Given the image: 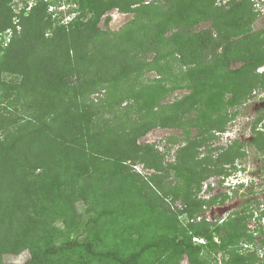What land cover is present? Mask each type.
<instances>
[{"label": "trees", "instance_id": "1", "mask_svg": "<svg viewBox=\"0 0 264 264\" xmlns=\"http://www.w3.org/2000/svg\"><path fill=\"white\" fill-rule=\"evenodd\" d=\"M13 1L0 0V262L27 250L21 264H264V238L240 250L264 234L261 216L247 223L250 198L210 220L219 197H198L247 143L264 154L260 118L250 142H210L264 90L256 1L65 0L69 20L49 9L60 0ZM112 9L133 17L101 28ZM156 127L182 130L173 160L139 140Z\"/></svg>", "mask_w": 264, "mask_h": 264}, {"label": "rangeland", "instance_id": "2", "mask_svg": "<svg viewBox=\"0 0 264 264\" xmlns=\"http://www.w3.org/2000/svg\"><path fill=\"white\" fill-rule=\"evenodd\" d=\"M25 0H14L12 2L13 7L19 9ZM256 1V8L259 10V14L256 20L253 23L254 29L264 28V0H254ZM29 3L32 0H28ZM69 4H65L62 1L58 6H51L49 7L50 10L64 15L63 20H69L72 18L76 12L71 14H67L66 11L69 9ZM67 14V15H66ZM109 15L110 20L108 24H105V17ZM133 17L130 13L121 12L117 9H112L105 13V15L100 20V27L107 28L111 31L118 30L121 28L127 21H129ZM207 23H201L198 25L197 28H204ZM149 77L156 76V72L151 71L146 73ZM187 90L185 88H176L171 91L168 95H166L163 99V103L171 102L176 98H180ZM255 93H252L242 104L237 106L238 113L233 117V119L227 124V129L221 133H215V137L211 138L210 142L212 146L221 147L234 139H238L239 141L248 142L253 136L252 126H254V121L260 118L256 124L258 128L264 127V90L257 89ZM105 95V91L102 90L101 92L95 95L96 100L98 98L103 97ZM262 117V120H261ZM196 133V129L194 127L190 128V134ZM184 134L182 130L176 128H166V127H156L149 130L146 134H144L139 140L145 141L149 143L155 144L160 150L165 151L164 159L167 162L168 160H173L175 156V150L179 145L180 139H182ZM176 138L177 140H171V138ZM179 141V142H178ZM204 146L199 148L202 153L205 152ZM243 150L245 156L240 157L235 161V169H229L230 171L228 175H226L223 179L220 176H211L207 179H203L201 182V189L198 192V197L205 198V200L210 199V197L214 194L217 195L219 198H215L216 200H222L220 198L225 197L224 206H222V202L218 203L219 205H214L213 207L211 204L206 202V205L203 209V215L208 217L210 220H215V218L223 217L230 213L231 210L233 212L238 210L242 206V202L244 200L249 199L250 203V210L252 212V217L248 219L249 228H254V223L256 222V217L260 215L261 211H264V155L262 152L255 150L252 145H245L243 146ZM217 151L214 154L216 157ZM68 167V166H67ZM246 170H251L254 172L251 178H253V182L249 183L250 185L244 188H235L228 185L227 182H237L238 179H241L244 174L246 173L242 168ZM143 175H148L154 172L153 169L144 168L142 164H136L135 168ZM240 175L239 178L237 176ZM220 177V179H218ZM239 181V180H238ZM233 190H238L236 193ZM237 194V195H236ZM213 197V196H212ZM167 201H171L170 197L165 198ZM241 199V200H240ZM166 201V202H167ZM173 205H177L180 207L181 203L179 200H176L172 203ZM213 204H217V201ZM77 208L79 211L83 210V206L81 203H77ZM232 213V212H231ZM261 222L264 221V215H261ZM181 220H185V215L181 216ZM61 225V224H59ZM255 236L254 243L252 242L251 245L243 244L240 250L242 252H246L252 250V248L257 249L259 246L260 238H264V234H261L260 231L253 232ZM195 242H199L198 239H193ZM264 246V245H263ZM246 251H245V250ZM264 250V248L262 249ZM264 252V251H262ZM247 253V252H246ZM260 256L261 252L257 253ZM264 255V254H263ZM29 256L27 250L22 251L19 254H4L2 256V260L0 264H21L23 263ZM264 257V256H263ZM181 264H187V260L184 259Z\"/></svg>", "mask_w": 264, "mask_h": 264}, {"label": "clouds", "instance_id": "3", "mask_svg": "<svg viewBox=\"0 0 264 264\" xmlns=\"http://www.w3.org/2000/svg\"><path fill=\"white\" fill-rule=\"evenodd\" d=\"M63 2V3H65V4H68V3H66L65 2V0H60V2ZM246 173L244 174V176L241 178V179H238L237 180V182H227L228 183V185L229 186H231V187H234V189L236 188H239V189H241V188H244V187H247V186H249L250 184V182L252 183L253 182V178H251L249 175H248V171H245ZM240 177V175H238L237 176V178H239ZM240 184H243V185H240ZM233 191H236V190H233ZM238 191V190H237ZM261 215H264V211H261V213H260V215L259 216H261ZM262 217V216H261ZM264 222V221H263ZM256 223V222H255ZM193 239H198L199 240V242H203V239L202 238H200V237H194ZM262 251H264V250H261L260 252H261V254H260V256H262L263 254H264V252H262ZM264 256V255H263ZM263 259H264V257H263Z\"/></svg>", "mask_w": 264, "mask_h": 264}, {"label": "flooded vegetation", "instance_id": "4", "mask_svg": "<svg viewBox=\"0 0 264 264\" xmlns=\"http://www.w3.org/2000/svg\"><path fill=\"white\" fill-rule=\"evenodd\" d=\"M257 127H258V126H257ZM252 130H253V129H252ZM251 139H252V138H251ZM251 139H250L248 142H250ZM231 142H232V141H231ZM248 144H249V143H247L246 146H247ZM249 145H252V144H249ZM252 146H253V145H252ZM253 147H254V146H253ZM254 148H255V147H254ZM255 150H257V149L255 148ZM257 151H258V150H257ZM245 154H246V153H244L243 156H245ZM262 154H263V153H262ZM263 155H264V154H263ZM242 170H244V171H248V175H249V176H252V175L254 174L253 171H251V170H246L244 167L242 168ZM213 195H214V194H213ZM236 195H237V194H236ZM240 200H241V199H240ZM220 202H222L221 205L224 206V205H223V204H224V201H221V200H219V201L217 200V204H212L211 206L213 207L214 205H219L218 203H220ZM241 203H242V205H243V204H246L245 202H242V200H241ZM240 207H242V206H240ZM230 212H233V210H231ZM228 214H229V212H227L226 215H224L223 217H220V218H225ZM216 219H218V218H215V220H216ZM255 224H256V223H254V227H255Z\"/></svg>", "mask_w": 264, "mask_h": 264}]
</instances>
